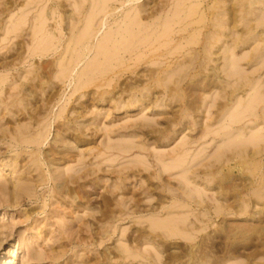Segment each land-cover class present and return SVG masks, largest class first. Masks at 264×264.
Instances as JSON below:
<instances>
[{
  "label": "rangeland",
  "instance_id": "obj_1",
  "mask_svg": "<svg viewBox=\"0 0 264 264\" xmlns=\"http://www.w3.org/2000/svg\"><path fill=\"white\" fill-rule=\"evenodd\" d=\"M96 1L100 0H0V264H157L158 261L160 264H210V262H212L211 264H234V262L235 264H264V141H262L264 140L262 139L264 138V133H262L264 132V116L262 115L264 97L263 99L261 97L264 95L260 96L259 102L257 101L258 95L264 91V87H261L262 84L264 85V0H219L222 5L218 0H201L203 6L200 2L198 4L197 1H190L189 5L193 3L200 5L196 6L199 12L197 11V14L191 16L192 21L197 23L196 20L199 22L201 20V22L199 25L198 23L193 24L192 29L188 27V31L182 30L180 24L173 26L175 30L171 25V20H175L178 16L175 5L177 2V6H180V0H129V2L128 0H125L126 2L123 0H116L118 2L104 0V2L102 0L104 4L100 1L98 5ZM215 2L220 6L219 8L214 6ZM140 4L141 6L144 4L145 7L143 5V9L141 8L139 13ZM94 5H96L95 8ZM100 5L107 6V9L105 8L107 12L102 7L101 10L105 11L104 13L101 11L102 15L101 12L99 13ZM194 6L192 5L188 10ZM204 6L208 8L206 9ZM211 6L215 9L213 10ZM110 7L116 8L117 11L114 9L112 14ZM91 10L96 13L93 14V17L88 16ZM133 10L138 11H136V15L140 14L139 20L144 25H141L142 22L140 24L136 21L138 16H134ZM143 10L146 11L144 18L141 16ZM208 10L209 12L213 11L210 14ZM214 11L216 13L219 11L220 15ZM127 12L131 15V19L127 17L130 21L135 20L141 25L139 31L143 34L137 31V26L135 29L139 35L135 34V29H130V32L133 30L131 33L137 37L127 38V40H133L132 44L133 46L136 44L135 47H137L136 41L139 40L140 47L138 46V49H132L133 46H129L131 41L128 44L126 39L119 37L115 39V42L112 39L114 32L116 33L120 28L118 31L120 34L123 27L130 22L127 21V18L125 19L128 15ZM132 12H134L133 17ZM173 12H175L174 18L173 15L171 16ZM200 12L208 15L200 14L203 18L199 15ZM108 13H111L112 16ZM104 14L105 16H103ZM209 16L215 18L212 19ZM166 17L168 18L167 22H171V26L164 25L166 29L164 26L160 28V22L164 21L163 23L166 24ZM198 17L200 20L197 19ZM157 18L159 19L156 20ZM79 19L81 23L76 22ZM216 19L221 21H219L222 24H220L221 28L220 26L216 27L219 24ZM92 20L96 21L94 22L97 26L104 20L107 23L104 21L103 23H106L104 28H97L99 32L97 31L96 38L87 43L84 39L82 41V30L86 32V26L88 25L89 28L91 23H94ZM149 23L152 24V27L155 25L159 27L152 28ZM213 23L218 30L213 29ZM110 26L112 29L116 26L114 32L108 28ZM143 26L148 28V31L147 29L142 31ZM250 26L251 28H249ZM162 27L165 32L168 27L169 30L173 29V32L169 31V34L171 32L170 36L173 37L170 39L176 38L175 42L171 41L172 43L165 44L170 36H165L167 39L163 40L164 37L160 34V30L163 31ZM223 27L228 30L225 31ZM230 27L234 28L231 30ZM107 28L112 34L108 31L107 34H103L112 35L111 38H107L113 40L109 41L114 42V46L113 43L109 45L111 42H108L107 38V42H105L103 38L106 36L101 35V31H106ZM195 28L201 31L200 34H196ZM200 28L201 30H199ZM248 28L253 32L250 33ZM155 29L156 32L158 30L157 33ZM77 30L82 36L75 35L78 33ZM150 30L155 33L149 32ZM192 30H194L195 38L193 37V40L191 38V41L194 44L185 46L188 48L185 49L183 45L187 43L186 39L190 40L188 35ZM165 32L164 35H167L168 31ZM115 33L114 35L120 36ZM150 33L156 34L158 41L154 39L156 40L154 42L155 35ZM207 33H213V36H211L212 34L210 36L213 39L216 38L217 43L214 42L215 39L214 41L210 40L213 43V48L211 47L213 50L209 48L211 49L210 53L208 52L206 56L203 44L205 46L208 41H204L210 39L209 35L206 38ZM99 34L104 37L99 39L101 37ZM146 34L151 35L150 37L147 35V39L154 42V47L153 44L150 46V42L147 41L148 46L145 38V43L143 39L140 40ZM214 34L219 38L214 37ZM181 35L188 37L185 39ZM195 35H199V38ZM77 36L79 39L81 37V43L80 40H77ZM240 37L241 40H239ZM182 38L185 40H182L181 43L179 40ZM73 39L76 40V43ZM119 39H121V43L122 40L124 41L121 45L116 42ZM51 40L54 43L56 41L54 46ZM99 40H103V42L97 43ZM196 40H199L198 43ZM42 41H47L48 46L53 43V50L51 45L50 49H44L46 43L43 45ZM163 41L166 42L163 43ZM177 41L179 46L182 44L181 48L183 47L182 50L178 47L180 52L177 47L173 49ZM210 41L208 43L212 44ZM235 41L236 43H234ZM82 42L85 43L84 46L87 49L92 45V48L89 47L92 53L88 52L89 49L85 51L84 46L81 47ZM157 42H160V45L163 43L159 49L156 48L159 46ZM168 42L170 41L168 40ZM214 43H216L215 46ZM97 44L105 45V52L108 45L118 47L116 50L109 47L106 52L109 51V56H105L104 51H101L103 49L98 50L101 51V53L98 52L100 56L98 59L97 47L101 48L102 46L99 47ZM123 44L126 52H123L124 49L122 50ZM72 45L75 48H72L74 47ZM41 46L44 47L41 49ZM126 46L129 48L127 49ZM143 46L144 53L148 54L147 56L141 54L142 58H139ZM201 46L203 50H201ZM82 48L84 52H81ZM171 48L173 52L176 50L178 53L175 51L176 53L172 55V51H169ZM229 48L233 49L231 51L235 53L233 54ZM40 49L41 51L47 50V53L39 51ZM190 49L192 50V52L189 51L191 54L187 51ZM72 50L74 51L71 52ZM128 52L133 56L128 55ZM168 52L171 54L168 55ZM230 52L237 56V59L241 58V60L235 58L238 61V66L241 67V72L238 68L239 72L235 71L236 75L231 70L232 68L236 69L237 66L231 64L232 60L229 58L232 54ZM184 53H187L185 58ZM196 53L198 54L196 55ZM76 54L79 55V58ZM100 54L105 59L111 57V60L108 61L114 66L112 67L115 72L111 70V65H106L109 62H106L107 60L104 62V58H101ZM136 54L138 59H141L140 62L134 58ZM191 55L196 56L197 58H194L196 60ZM112 56L114 58L118 56L116 58L118 61L112 59ZM94 57L97 58L96 61ZM207 57L210 58V61L207 60ZM67 58H69V65L65 63ZM73 59L76 62L80 60V62L76 63ZM136 59L139 64L132 61ZM142 59L144 60L142 61ZM87 60L92 62L91 67H94V64H99L102 60L100 65H103L104 69L100 66L102 72L99 74V67L98 70L93 68L96 72L92 68H88L90 71L86 70L87 65L88 67L91 65V63H86L90 62ZM98 60L100 61L97 63ZM184 60L188 61L186 64L188 63L187 66L190 69L187 67L182 70L186 66L183 65L185 62L181 64ZM62 61L68 66L61 67L64 66ZM73 61L77 66L73 65ZM120 61H123V65ZM125 62L129 64L127 63V65ZM133 62L137 64V67L133 66ZM156 62L160 63V66L155 64ZM189 63L192 65L190 66ZM97 66L95 65V67ZM120 66L123 72L119 71L121 70ZM174 66L179 71L175 70L174 73H171L174 71ZM177 66H183V68ZM69 67L72 69L70 70ZM105 68L111 72L109 74L107 71L103 72ZM115 69L118 70V74ZM61 70L65 72L70 70L72 73L68 71L67 78L65 72L63 73ZM91 71L93 72L90 73ZM242 71L244 75L242 76L246 80L240 75ZM62 73L65 76H62ZM80 73L83 74H81L82 79L78 77ZM101 73H105L106 76H101L102 78H100L103 80L98 83L100 79L98 75H103ZM84 74H86V78L83 77ZM90 74H93V78L97 76L96 80L94 78L96 81L94 85V81L90 80L92 77ZM168 74H171V77L177 74L176 78L183 81L177 85L180 80L177 82L176 78H172L171 81ZM162 77H166L167 80H162ZM238 77L240 80L243 78L241 82L244 84L239 83ZM77 79L81 81L79 80L78 83ZM86 79L90 80L89 83H84ZM234 82L236 85H228L234 84ZM246 82L251 85L248 86ZM76 83L79 84V88ZM87 83L89 87L85 89ZM254 83L258 85L254 86ZM226 84L225 88H228V91L223 89ZM258 89H261L260 93ZM75 90L77 91L75 92ZM253 91H257L259 94L256 92L254 94ZM250 96L251 98H249ZM254 96L256 97L254 98ZM248 100L251 103H258H252L255 107L247 104L248 102L246 105L243 104L245 106L241 104ZM236 101L237 104L243 106L241 108L247 106L253 108L252 110L244 108L246 112L241 109L244 112L243 114L240 111L241 115L240 112H237L238 108L236 111ZM231 111L236 113L234 114L236 118L238 115L243 116L241 117L242 121L238 117L239 123H237L234 116L232 125H230L229 122L232 119L228 121V117L232 115ZM222 120L224 123L220 122ZM256 129L258 134L262 131V134H259V136H263L262 140L259 136V140L257 139L259 142L256 137L252 140V136H249ZM238 131L244 136H241ZM237 135L242 138L246 137L244 138L247 140L246 142L253 141L254 146L252 143H244V140H241L242 142L239 140L241 142L239 143L238 139L240 138ZM252 135L257 136V134ZM255 141L259 144L258 146L254 144ZM229 144L232 146L229 147ZM222 145H228L229 149L221 147ZM237 149L240 150L237 152ZM235 150L237 155L234 153ZM251 150L255 153H252ZM244 151L246 156L247 154L250 156L244 157ZM239 153L242 154V158ZM250 153L256 155L253 157ZM177 155L183 156V158L180 156L182 159L178 157L180 161L187 160L181 164L177 162L178 160L175 161ZM226 156L230 158L227 159ZM191 159H193V166L190 165ZM173 160L180 163L178 168ZM188 161L189 163H187ZM171 164H176L173 167L174 170L172 167L171 170L167 169V165L170 167ZM197 164L198 166H196ZM184 167L187 168L184 172L186 179L182 177L183 180H190L196 185L184 184L186 182L181 181V177L178 178L181 175L179 173L185 169ZM195 168L197 169L195 170ZM207 173H211V176H208ZM214 176L216 177L214 178ZM184 185L186 186L183 188ZM189 189L193 193H190L192 198L189 195ZM193 189L194 192L200 189L201 192L206 191L207 193H201L198 190L199 193L197 192L196 195ZM258 190H261V194L258 193ZM257 193L262 195V199ZM205 194L208 197H205ZM195 195L200 196L199 200L202 199L205 204L201 205L202 202L198 200V205L196 202L198 198L196 199ZM190 198L196 200L193 201ZM215 201H218L219 204ZM216 206H220L221 209ZM244 207H246L245 210L242 209ZM215 211L219 213L216 214ZM183 212V215L185 213L187 215L189 212L188 218L180 214ZM200 212L203 215L207 213L205 217L202 216L204 222L203 219L201 221ZM168 213H170V217L177 213V218L184 217L189 223L195 217L196 222L192 221L195 224L191 222L192 226L194 225L193 228L203 224L200 229L201 227L206 229L203 231L199 229L198 233L192 232L190 228H193H188L190 225L187 222L183 226L181 223L182 227H180V223L177 225L172 221L175 219L178 222L180 220L183 222L185 219L179 218L178 220L173 217L171 221ZM166 214L174 227L177 225L182 229H178L181 231L186 229L187 237L194 235L192 241L185 238L186 233L184 235L183 232L181 235V231H177L178 227L173 229L180 235H175L177 232L172 229L170 232L173 231L175 236L169 234V227L167 226L166 229L165 226L167 222L162 221ZM154 215L159 218L160 228L155 227L150 230L151 223L149 224V221L152 222L156 219ZM189 218L191 219L187 220ZM170 221L168 222L170 223ZM197 222L199 223L196 225ZM157 224L154 225L157 226ZM161 226L168 230L165 232L170 236H167V233H161L163 229L160 233L158 231V234L155 233L156 229L160 231ZM198 228L196 227V229ZM125 245L129 250L127 252H125ZM132 252L133 254H131ZM127 253L132 256L127 257ZM135 253L139 256L135 257Z\"/></svg>",
  "mask_w": 264,
  "mask_h": 264
},
{
  "label": "bare ground",
  "instance_id": "obj_2",
  "mask_svg": "<svg viewBox=\"0 0 264 264\" xmlns=\"http://www.w3.org/2000/svg\"><path fill=\"white\" fill-rule=\"evenodd\" d=\"M91 1H92V0H91ZM100 1H101V3L104 4V2H105L106 0H105V1L103 0L104 2H102V0H100ZM100 1H99V2L96 1V4L98 5V4L100 3ZM109 1H111V0H109ZM109 1H108V2H109ZM113 1H114V0H113ZM115 1H116V0H115ZM123 1L126 2L125 0H123ZM131 1H133V0H131ZM135 1H136V0H135ZM137 1H138V0H137ZM177 1H179V0H177ZM190 1L192 2L193 0H183L182 3H181V0H180V4H181V5L178 4V5H180V6H177V2H176V5H175V4H174V5L178 8V9L176 8V10H178V13H177L178 16H179V17L177 16L178 20H176L177 18H176L175 20L173 19V18L175 17V16H174V15H175V12H176V11H175V12L171 13V16L173 15V18H172L173 20H171L172 23L169 22V21H168L169 23L167 22V20H168V18H167L168 16H167L166 19H165V20H166V21H165L166 24L163 23L164 21L160 22L162 25L158 23V24L160 25V28H161V26H164V25H165V26H169L170 23H171L172 28H173L174 25H177V26H178V24H180V25L182 26V30H185V31L187 30V31H188V27H191L193 24L196 25V24L198 23V25H199V23L201 22V20L199 19V17H198L197 19H199L200 22L196 20L197 23H195L194 20L192 21L191 16H192V15L194 16L195 14H197V11L199 12V10H197V7L200 6V5H198V4H199V2H200L201 0H194L195 2L197 1L198 4H194V3L192 4V5H195L194 7L197 6L196 8L193 7V8L191 9V10H194V9L196 10V11L194 10L193 12H192L191 10H188V8L190 9V7L192 6V5H189V4H191ZM204 1H205V0H204ZM218 1H219V0H218ZM222 1H223V0H222ZM94 2H95V1H94ZM106 2H107V1H106ZM116 2H118V1H116ZM121 2H122V1H121ZM124 2H123V3H124ZM128 2H129V0H128ZM130 3H131V2H130ZM178 3H179V2H178ZM200 3L202 4V2H200ZM215 3H216V5H214V6L217 7V6H218V5H217V2H215ZM220 3H221V5H222V2L219 1V4H220ZM106 4H107V3H106ZM106 4H105V5H106ZM107 5H108V4H107ZM110 5H111V4H110ZM121 5H122V4H121ZM123 5H124V4H123ZM143 5H144V4H143ZM143 5H142V6H143ZM100 6H101V8L99 7V8H100V11L97 9V10L99 11V13H100L101 11H103V10H101V9H102V7H104V6H102V5H100ZM138 6H139V4H138ZM142 6H141V4H140V11H139V13L141 12V8H142ZM201 6H203V4H202ZM206 6H207V4H206ZM224 6H225V5H224ZM93 7L95 8L96 5H94ZM144 7H145V5H144ZM204 7H205V6H204ZM211 7H212V6H211ZM219 7H220V6H218L217 8H219ZM97 8H98V7H97ZM105 8L107 9V6L104 7L103 9L105 10ZM110 8H111V7H110ZM112 8H113V7H112ZM112 8H111V9H112ZM122 8H123V7H122ZM132 8H133V7H132ZM137 8H138V7H137ZM137 8H136V9H137ZM174 8H175V7H174ZM205 8H206V7H205ZM207 8H208V7H207ZM207 8H206V9H207ZM209 8H210V7H209ZM212 8H213V7H212ZM212 8H211V9H212ZM222 8H223V7H222ZM226 8H227V7H226ZM92 9H93V8H92ZM114 9L116 10V8H114ZM114 9H112L110 12L114 11ZM119 9H120V8H119ZM142 9H143V8H142ZM144 9H146V8H144ZM200 9H201V8H200ZM214 9H215V7L213 8V10H214ZM220 9H221V8H220ZM220 9H218V10L220 11ZM224 9H225V8H224ZM209 10H210V9H209ZM209 10H208V12H209ZM213 10H212V11H213ZM91 11H92V10H91ZM91 11L89 12L90 14L88 13V16L93 17V14L95 15L96 13H93V11H92V13H91ZM94 11H95V10H94ZM105 11H106V10H105ZM105 11H103V13H104ZM116 11H117V10H116ZM133 11H134V10H133ZM136 11H137V10L134 11V12H135V15L133 14L134 12H132L131 14H132V17H133V15H134L135 17L138 16V19H136V21L140 23V22H142L141 20H139V15H140V14H137V15H136V13L138 12V11H137V12H136ZM147 11H148V10H147ZM149 11H150V10H149ZM190 11H191V13H190ZM200 11H201V10H200ZM204 11H206V10L204 9ZM204 11L202 10V12H204ZM212 11H210V12H212ZM216 11H217V9H216ZM219 11L217 12L218 15H220V14H219ZM221 11H222V10H221ZM106 12H107V11H106ZM130 12H131V11H130ZM142 12H143V13H142L143 15H141V16L143 17L146 11L144 12V10H143ZM156 12H157V11H156ZM206 12H207V11H206ZM210 12H209V13H210ZM214 12H215V11H214ZM97 13H98V12H97ZM99 13H98V15H99ZM118 13H119V11H118ZM147 13H148V12H147ZM160 13H161V12H160ZM189 13H190V14H189ZM215 13H216V12H215ZM217 13H216V14H217ZM220 13H221V12H220ZM91 14H92V16H91ZM100 14L102 15V12H101ZM105 14H107V13H105ZM105 14H104L103 16H105ZM108 14H111V13H108ZM112 14H113V12H112ZM112 14H111V16H112ZM127 14L129 15L130 13L127 12ZM127 14H126V15H127ZM169 14H170V13H169ZM200 14L204 15L205 13H201V12H200L199 15H200ZM210 14H211V13H210ZM216 14H215V15H216ZM227 14H228V13H227ZM98 15H97V16H98ZM117 15H118V14H117ZM117 15H116V16H117ZM128 15H127L126 17L124 16L125 19H126L127 17H128L129 19H131V18H130L131 15H129V16H128ZM146 15H147V14H146ZM149 15H150V13H149ZM167 15H168V14H167ZM199 15H198V16H199ZM207 15H208V14H207ZM207 15H204V16H207ZM215 15H214V16H215ZM218 15H217V17H219ZM97 16H95V17H97ZM107 16H108V15H107ZM116 16H115V17H116ZM200 16H201V15H200ZM211 16H212V15H211ZM224 16H225V15H224ZM86 17H87V15H86ZM95 17H94V19H95ZM99 17H100V16H99ZM99 17H98V18H99ZM115 17H114V18H115ZM147 17H148V15H147ZM201 17H203V16H201ZM209 17H210V16H209ZM101 18H102V16H101ZM101 18H100V19H101ZM103 18H104V17H103ZM111 18H112V17H111ZM114 18H113V19H114ZM128 18H127V21L129 22L130 20H129ZM140 18H141V17H140ZM143 18H144V17H143ZM143 18H141V19H143ZM195 18H196V16H195ZM195 18H193V19H195ZM203 18H204V17H203ZM203 18H202V20H203ZM205 18H206V17H205ZM210 18H212V17H210ZM210 18H209V19H210ZM213 18H215V17H213ZM213 18H212V19H213ZM222 18H223V17H222ZM222 18H221V19H222ZM262 18H263V17H262ZM75 19H76V18H75ZM85 19H86V18H85ZM87 19H88V18H87ZM87 19H86V20H87ZM89 19H93V18H89ZM105 19H107V18H105ZM115 19H116V18H115ZM158 19H159V18H157L156 20H158ZM163 19H164V18H163ZM188 19H189V22H187ZM225 19H226V18H225ZM77 20H78V19H77ZM95 20H96V19H95ZM95 20H92V22H94ZM110 20H111V19H110ZM123 20H124V19H123ZM123 20H122V21H123ZM169 20H170V19H169ZM210 20H211V19H210ZM210 20H209V22H210ZM214 20H215V19H214ZM227 20H228V19H227ZM90 21H91V20H90ZM104 21H105V20H104ZM104 21H101L100 24L98 23L99 26L96 25V23H95L96 21H95L94 23H91V25H90V23H89V25H90L89 28H88V25H87V24H86L87 26L84 25V26L87 27V28L85 29V31H86V30H87V31L84 32V30H82V32H83V33H82V35H83V37H82V41H83V39H84L85 42L87 41V43H90L91 40H93L94 38H96V36H97V34H98V32H99L97 28H99V27H100V28H102V27L104 28V25H106V23H107V21H105L106 23H103ZM113 21H114V20H113ZM122 21H121V22H122ZM124 21H125V20H124ZM153 21H154V20H153ZM153 21H151V22H153ZM216 21H217V23H218L220 20L216 19ZM76 22H80V19H79V21H76ZM76 22H75V23H76ZM83 22L85 23V21H83ZM108 22H109V21H108ZM115 22H116V20H115ZM121 22H119V23H121ZM128 22H127V23H128ZM131 22H132V24H129V23H131ZM133 22H135V20H134V21H130V22L128 23V25L124 26L125 28L122 26V27H123V30H124V29H125V30H124V31L122 30L123 32L121 31L120 34L118 33V31L120 30V28H119V29L117 28L118 31L116 30V31H117L116 33H118L120 36H117V34L114 32V31H115L114 29L116 28V26L114 27V29H112L111 26H110L111 28L108 27V28L111 29L112 32H114L116 35H114V33L112 34L111 31L109 32V29H108V28H107L106 31L103 30V31H105V32L101 31L102 34H101V33H100V34H101V35H105V34H103V33H106V34H107V31H108L109 33H111V34L114 36V37L112 38V39L114 40V42H115V39H117V38L120 37L121 39H124V40L126 39V40H125L126 43L129 44L131 40H130V39L127 40V38H131V39H133L134 37H137V36H134L136 33H138V32H136V29H135V28L138 26V30H137V31H139V26L144 25L143 22H142V24L140 23L141 25H139V24L136 23V22L133 24ZM148 22H149V21H148ZM154 22H155V21H154ZM203 22H204V21H203ZM206 22H207V20H206ZM220 22H221V21H220ZM220 22H219V24H218L216 27L220 26V24H221ZM222 22H223V21H222ZM225 22H226V21H225ZM80 23H81V22H80ZM86 23H88V22L86 21ZM110 23H111V22H110ZM110 23H109V24H110ZM113 23H114V22H113ZM214 23H215V21H214ZM214 23H213V24H214ZM217 23H215V24H217ZM223 23H224V22H223ZM76 24H77V23H76ZM109 24H107V25H109ZM114 24H115V23H114ZM147 24H148V23H147ZM167 24H168V25H167ZM201 24H202V23H201ZM201 24H200V25H201ZM203 24H207V23H203ZM210 24H211V23H210ZM215 24H214L213 29L216 28V27H215ZM81 25H82V24H81ZM110 25H111V24H110ZM122 25H123V23H122ZM149 25L152 27V24H151V23H149ZM154 25H155V23H154ZM171 25H170V26H171ZM195 25H194V26H195ZM221 25H222V24H221ZM224 25H225V24H224ZM58 26H59V25H58ZM73 26H74V25H73ZM76 26H77V25H76ZM146 26H147V25H145V27H146ZM150 26H149V27H150ZM155 26H156V25H155ZM155 26H153V27H155ZM157 26H158V25H157ZM157 26H156V27H157ZM165 26H164V28L166 29ZM170 26H169V27H170ZM177 26H176V28L178 29ZM201 26H202V25H201ZM203 26H204V25H203ZM207 26H208V25H207ZM210 26H212V24H211ZM261 26H262V25H261ZM78 27H79V26H78ZM81 27H82V26H81ZM118 27H119V26H118ZM120 27H121V25H120ZM143 27H144V26H143ZM145 27L143 28L144 30L142 29V31H146V29H147V31H148V28H145ZM147 27H148V26H147ZM153 27H152V28H153ZM158 27H159V26H158ZM169 27H168V30H167V31H168V34H167V35H166V34L164 35V32H165V31H164V28H163V27H162V28H163V31H162V29L160 30L161 32L159 31L160 34H162V36L164 37L163 40H166L167 38H165V36H168V37H169L170 34H171V32H173L172 30H173L174 28H173L172 30H169ZM196 27H198V26H196ZM204 27H206V25H205ZM235 27H237V26H235ZM254 27H255V26H254ZM100 28H99V29H100ZM160 28H159V29H160ZM193 28H194V27H193ZM201 28H202V27H201ZM201 28H200L199 30H201ZM208 28H209V27H208ZM211 28H212V27H211ZM218 28H219V27H218ZM218 28H216V29L218 30ZM220 28H221V26H220ZM230 28H231V30H232V28H234V27H230ZM249 28H251V26H250ZM249 28H248V31L251 33L252 30H249ZM105 29H106V28H105ZM130 29H133V30L135 29V30H134L135 34H132L131 32H132L133 30H131V32H130ZM149 29H150V28H149ZM170 29H171V28H170ZM190 29H192V27H191ZM204 29H205V28H204ZM223 29L225 30L224 27H223ZM252 29H253V28H252ZM78 30H79V29H78ZM78 30H77V31H78ZM80 30H81V29H80ZM128 30H129V31H128ZM140 30H141V29H140ZM174 30H175V29H174ZM182 30H181V28H180V31H181V32H182ZM194 30H197V31H195L196 34H200L199 32H201V31H198V29H196V28H195ZM194 30H192V32L190 31L191 34L188 35L189 37H188V36H185V37H184V36L181 35V36L184 37L185 39H186V37H188V38L190 39L189 41H188V39H186L187 41H185V42H187V43H186L185 45H183L184 48H185V46H190V45L194 44L193 41H191V38H192V40H193V37H194ZM226 30H228V29H226ZM226 30H225V31H226ZM253 30H254V29H253ZM42 31H43V30H42ZM62 31H63V30H62ZM97 31H98V32H97ZM142 31H141V32H142ZM167 31H166V32H167ZM169 31H171L170 34H169ZM212 31H213V32H217L216 30H215V31L212 30ZM220 31H222V30H220ZM220 31H219V32H220ZM233 31H234V29H233ZM128 32L131 33V34H129ZM149 32H154V31H151V30H150ZM155 32H156V29H155ZM155 32H154V33H155ZM157 32H158V30H157ZM157 32H156V33H157ZM162 32H163V33H162ZM166 32H165V33H166ZM204 32H205V31H204ZM219 32H218V33H219ZM252 32H253V31H252ZM45 33H46V32H45ZM78 33H79V34H78ZM78 33L75 34V35H79V36H80V35H81V34H80V31H78ZM109 33H108V34H109ZM139 33H140V31H139ZM139 33H138L137 35H139ZM144 33H146V32H144ZM154 33H153V34H154ZM177 33H178V31H177ZM177 33H176V34H177ZM192 33H193V34H192ZM218 33H216V34L220 37V35H219ZM222 33H223V32H222ZM250 33H249V34H250ZM100 34H99V35H100ZM140 34H143V33H140ZM150 34L153 35L152 33H150ZM150 34H146L145 37L140 38V40L142 41V39H143V42H144V38H145V39H146L145 42L149 41V39H147V37H148V36L150 37V36H151ZM180 34H181V33H180ZM182 34H184V33H182ZM187 34H188V33H187ZM202 34H204V33L202 32ZM211 34H212V35H211ZM211 34H210V33H209V34L207 33V35H206L207 37H206V38H208V35H209V36H210V35L213 36V33H211ZM75 35L73 36L74 39H75V37H76ZM82 35H81V36H82ZM99 35H98V37H99ZM101 35H100V36H101ZM112 35H105L106 37L101 36V37H99V39L102 38V37H104L103 39H104L105 42H107V40H108V42H111V41H109V40H112V39H108L107 37L111 38ZM127 35L130 36V37H128ZM147 35H148V36H147ZM154 35H155V36H154L155 38H153V40L157 38L156 34H154ZM158 35H159V34H158ZM172 35H174V34L172 33ZM191 35H192V36H191ZM223 35H224V34H223ZM49 36H50V35H49ZM133 36H134V37H133ZM140 36L142 37V35H140ZM140 36H138V37H140ZM190 36H191V37H190ZM195 36H197V35H195ZM201 36H203V35H201ZM211 36H210V39H209V40H205L204 42H207V41L209 42L210 40H213V41H214V39L216 40V38L213 39V38H211ZM218 36H215V34H214V37L219 38ZM159 37H161V35H159ZM176 37H177V36H176ZM197 37L199 38V35H198ZM203 37H205V36H203ZM221 37H222V36H221ZM69 38H70V37H69ZM106 38H107V40H106ZM170 38H173V37L170 36V37L168 38V40H169L170 42H168V40H167V42H166V41H163V43L166 42L165 44H167V43L170 44V43H172L171 41L176 40V38H174V40H173V39H170ZM184 38H182V39L179 40V41L181 42L182 40H185ZM194 38H195V37H194ZM200 38H202V37H200ZM206 38H205V39H206ZM234 38H235V37H234ZM234 38H233V39H234ZM46 39H47V38H46ZM46 39H45V40H46ZM74 39H73V40H74ZM80 39H81V37H80ZM80 39H79V37L77 36V40H80ZM97 39H98V38H97ZM121 39H119V40L116 41L117 43H119V45H121V44L124 42V41L122 40V43H121V41H120ZM138 39H139V38H138ZM138 39H137V40H138ZM158 39H159V38H158ZM160 39H161V38H160ZM241 39H242V38L240 37L239 40H241ZM41 40H42V39H41ZM95 40H96V39H95ZM113 40H112V41H113ZM150 40H151V38H150ZM156 40H157V39H156ZM156 40H154V42H155ZM220 40H222V39H220ZM235 40H237V39H235ZM239 40H238V41H239ZM37 41H38V40H37ZM51 41H52V40H51ZM51 41H49V42H51ZM100 41H101V42H100ZM118 41H120V42H118ZM128 41H129V42H128ZM138 41H139V40H138ZM138 41H136V43H137V47H135L136 44L133 46V44H132L133 40L131 41V44H132V45L130 44L129 46H133L132 49H133V48H137V49H138V46H139L138 44H140ZM141 41H140V42H141ZM157 41H158V40H157ZM196 41H197L196 43H198L199 40H196ZM247 41H248V40H247ZM42 42H44L43 45H45V43H46V45L48 44L47 41H42ZM42 42H41V43H42ZM52 42L54 43V41H52ZM74 42L76 43V40H74ZM79 42L81 43V40H80ZM91 42H92V41H91ZM102 42H103V40H99V41H97V43H102ZM105 42H104V44L107 45V43H105ZM114 42H111V44H109V45H112V43H113V46H114V44H115ZM134 42H135V41H134ZM143 42L141 43L142 45L145 43V42H144V43H143ZM149 42H150V41H149ZM152 42H153V41L150 42V46L153 44V47H154V46H155V45H154V42H153V43H152ZM160 42H161V41H160ZM160 42H157V45L159 44V46H156L157 49H159L160 46H163V45H162L163 43H161V45H160ZM174 42H175V41H174ZM185 42H183V43H185ZM194 42H195V41H194ZM208 42H207V43H208ZM210 42H211V41H210ZM214 42L217 43V40L214 41ZM239 42H241V41H239ZM53 43L50 44L51 47H52V50H53V46L55 45L56 41H55L54 44H53ZM87 43H86V44H87ZM117 43H116V44H117ZM147 43H148V42H147ZM176 43H177V44H176ZM176 43H175V44H176L177 46L175 45V46L173 47V49H175V48L177 47V50H179V48H181V46H182V44H181L182 42L180 43L181 46H179V42H178V41H177ZM196 43H195V44H196ZM207 43L205 44V46H204V44H203V47H205L204 50H203V47L201 46V47H202L201 50L205 51L204 53H206V54H205L206 56H207L208 52L210 53L209 50H211V49L213 48V46H212L213 43H212V42H211L212 44H210V43L207 44ZM216 43H214V46L216 45ZM234 43H236V41H235ZM245 43H246V42H245ZM52 44H53V46H52ZM72 44H73V42H72ZM84 44H85V43H84ZM84 44H83V42H82V46H81V47H83ZM124 44H125V43H124ZM124 44L121 46V47H122V50L124 49V48H123V47H124ZM209 44H210L211 46H210ZM46 45H45V47H44V46H41V49H42V47H44V49H46V48H49V49H50V47H49L50 45H49V46H48V45L46 46ZM78 45H79V44H78ZM97 45H98L99 47L102 46V44H97ZM105 45L102 46L103 48H102V47H101V48H98V47H97V53H98V52L101 53V51H104V50L106 49V46H105ZM109 45H108V49H107V50H109V47H111V48L113 47V46H109ZM117 45H118V44H117ZM167 45H168V44H167ZM199 45H200V44H199ZM207 45H209L210 47L207 46ZM37 46H38V45H37ZM72 46H74V45H72ZM104 46H105V47H104ZM127 46H128V45H127ZM127 46H126V48H127ZM146 46H147V45H146ZM148 46H149V43H148ZM164 46H165V45H164ZM194 46H195V45H194ZM232 46H234V44H232ZM238 46H239V45H238ZM77 47H78V46H77ZM77 47H76V48H77ZM87 47H88V44H87ZM89 47L92 48V45L89 46ZM89 47H88V49H89ZM117 47H118V46H117ZM117 47L115 46V47H113V48H115V50H116ZM121 47H119V48L121 49ZM139 47H140V46H139ZM178 47H179V48H178ZM191 47H192V46H191ZM211 47H212V48H211ZM56 48H57V47H56ZM72 48H75V46L72 47ZM78 48L80 49V47H78ZM84 48H85V46H84ZM128 48H129V47H128ZM128 48H127V49H128ZM130 48H131V47H130ZM147 48H148V47H147ZM150 48H151V47H150ZM156 48H155V49L153 48V49L156 50ZM193 48L195 49V47H193ZM209 48H211V49H209ZM230 48H232V47L230 46ZM230 48H229V50H230V51H231V50L233 51V49H230ZM234 48H235V47H234ZM41 49H40L39 51H41ZM88 49L85 48L84 50H85V51H88ZM95 49H96V47H95ZM100 49H103V50L98 51V50H100ZM143 49H144V46H143V48L141 49V50H142L141 52H143V53L140 52V56H139V58H140V57L142 58V55H141V54H144V55H146V56H147V54H148V53L146 54V52L144 53ZM182 49H183V47L181 48V50H182ZM185 49H188V48H185ZM52 50H51V51H52ZM74 50H78V49H74ZM74 50H72L71 52H73ZM107 50H106V52H107ZM112 50H113V49H112ZM130 50H131V49H130ZM130 50H129V52L132 51V50H131V51H130ZM135 50H136V49H135ZM145 50H148V49H145ZM149 50H150V49H149ZM154 50H152V52H153ZM170 50L172 51V55H174V54L177 52L176 50H174V52H173L172 48L169 49V51H170ZM212 50H213V49H212ZM44 51H45V53H47V52H46L47 50H44ZM44 51L42 50L41 52H44ZM48 51L50 52V50H48ZM65 51H66V50H65ZM78 51H79V50H78ZM78 51H77V52H78ZM90 51H91V50L89 49L88 52H90ZM110 51H111V50H110ZM118 51H120V50H118ZM133 51H134V50H133ZM139 51H140V50H139ZM139 51H137V52H139ZM175 51H176V52H175ZM183 51H184V50H183ZM187 51H188V53H190L189 51L192 52L191 49H190V50H187ZM187 51H186V52H187ZM203 51H202V52H203ZM232 51H231V52H232ZM77 52H74V53H77ZM81 52H84V51H83V48H82V51H81ZM106 52L104 51L105 56H106V55L109 56V55H110V54H109V51H108V53H106ZM113 52H114V50H113ZM121 52H122V51H121ZM123 52H126V50L124 49ZM129 52L127 53L128 55H130ZM178 52H180V50H179ZM178 52H177V53H178ZM197 52H198V51H197ZM211 52H212V51H211ZM231 52H230V54H232V53L234 54V53H235V52H232V53H231ZM45 53H44V54H45ZM91 53H92V51H91ZM94 53H96V52H94ZM97 53H96V55H97ZM102 53H103V52H102ZM104 53H103V54H104ZM110 53H111L112 55H115V54H116V52H114L115 54H113L112 52H110ZM117 53H119V52H117ZM131 53H132V52H131ZM135 53H136V51H135ZM149 53H151V51H149ZM153 53H154V52H153ZM173 53H174V54H173ZM181 53H182V52H181ZM193 53H195V52H193ZM82 54H83V53H82ZM84 54H86V53H84ZM87 54H88V53H87ZM127 54H126V55H127ZM133 54H134V53H133ZM137 54H139V53H137ZM137 54H136V55H137ZM161 54H162V52H161ZM164 54H165V53H164ZM167 54L169 55V54H171V52H170V53L168 52ZM167 54H166V55H167ZM179 54H180V53H179ZM190 54H191V53H190ZM197 54H198V53H196V55H197ZM211 54H212V53H211ZM233 54L231 55V57H230L229 59L232 60V61H231V64L233 63V66H237V67H236V69H235V68H232V66H231L232 69H231V68H230V69H231L233 72H235V71H237V70L239 69L240 72H241V67L238 66V61H237V60H241V58L237 59V58H236L237 56H234ZM71 55H72V53L70 54V56H71ZM76 55H77V54H76ZM76 55H75V57H76ZM100 55H101V54H100ZM117 55H118V54H117ZM128 55H127V56H128ZM136 55H134V56H135L134 58H137V59H138V55H137V56H136ZM153 55H154V54H153ZM166 55H164V56H166ZM185 55H187V53H184V54H183L184 58H185ZM188 55H189V54H188ZM202 55H204V54L202 53ZM205 55H204V56H205ZM78 56H79V55H77V57H78ZM81 56H82V55H81ZM87 56H89V55H87ZM103 56H104V55H103ZM108 56H107V57H108ZM120 56H122V55H120ZM123 56H124V55H123ZM130 56H133V55L131 54ZM157 56H158V55H157ZM161 56H163V55H161ZM189 56H190V55H189ZM189 56H188V58H190ZM191 56H192V55H191ZM206 56H205V59H206ZM75 57H74V58H75ZM82 57H83V56H82ZM95 57H97V56H95ZM95 57H94V58H95ZM107 57H106V58H107ZM112 57H113V56H112ZM117 57H118V56H117ZM117 57H116V58H117ZM124 57H125V56H124ZM128 57H129V56H128ZM128 57H127V58H128ZM166 57H167V56H166ZM192 57H193V56H192ZM208 57H209V56H208ZM208 57H207V60L210 59V58H208ZM210 57H211V56H210ZM233 57H234V60H233ZM78 58H79V57H78ZM80 58H81V57H80ZM85 58H86V57H85ZM101 58H104V62H105V60H107L106 62H109V61L111 60V57H109L108 59H105V57H102V55H101ZM116 58L113 57L112 59L118 61V59H116ZM119 58L121 59L122 57H119ZM127 58H126V59H127ZM188 58H187V60L189 61ZM194 58H197V57L194 56L193 59H194ZM235 58H236L237 60H236ZM68 59H69V58H67V62L65 61V63L69 65ZM75 59L77 60V58H75ZM75 59H73V60L76 62ZM82 59H83V58H82ZM98 59H100L99 53H98ZM129 59H130V58H129ZM129 59H128V60H129ZM131 59H132V58H131ZM137 59H136V60H132V61L137 62ZM191 59H192V58H191ZM78 60H79V59H78ZM84 60H85V59H84ZM91 60L93 61L94 59H91ZM96 60H97V58H95V61H96ZM108 60H109V61H108ZM114 60H112V61H114ZM121 60L125 61L123 58H122ZM128 60H127V61H128ZM139 60L141 61V59H138V61H139ZM143 60H144V59H142V61H143ZM181 60H182V59H181ZM194 60H196V59H194ZM197 60H198V59H197ZM60 61H61V60H60ZM70 61H71V57H70ZM74 61H73V63H74ZM82 61H83V60H82ZM82 61H81V63H82ZM87 61H90V60H87ZM99 61H100V60H98L97 63H98ZM101 61H102V60H101ZM101 61H100L99 64H94V67H91V66L93 65L91 61H90V62H86V63H89V64L91 63L90 67H88V65L86 64V65H87L86 70H87L88 68H90V69H91V68H92V69H93V68L97 69L98 67L100 68V66H101L100 64H102ZM117 61H116V62H117ZM123 61H122V62L120 61L121 64L123 63ZM129 61H131V60H129ZM140 61H139V62H140ZM188 61H186V60L182 61L181 64H183V62H185L183 65H184V66L186 65L184 68H183V66H177V67H182V68H183L182 70L186 69L187 67H189V66H187L188 63L186 64V62H188ZM192 61H193V60H192ZM192 61H191V62H192ZM209 61H210V60H209ZM236 61H237V63H236ZM62 62H63V64H64V66L61 64V65H62L61 67H67V66H68V65H67V66L65 65L64 61H62ZM71 62H72V61H71ZM78 62H80V60H79ZM78 62H76V63H78ZM104 62H103V63H104ZM134 62H133V63H134ZM139 62H137V63L139 64ZM151 62H152V61H151ZM189 62H190V61H189ZM207 62H208V61H207ZM73 63H70V64H73ZM76 63H74L73 65H75ZM117 63H118V62H117ZM125 63H126V62H125ZM127 63H128V62H127ZM127 63H126V64H127ZM130 63H132V62H130ZM152 63H153V62H152ZM201 63H202V62H201ZM79 64H80V63H79ZM79 64H78V65H79ZM113 64H115V63H113ZM121 64L119 63V65H121ZM128 64H129V63H128ZM128 64H127V65H128ZM155 64H158V62H156ZM155 64H154V65H155ZM176 64H177V63H176ZM181 64H180V65H181ZM205 64H207V63H205ZM205 64H203V66H204ZM234 64H237V65H234ZM73 65H70V66H71V67H74V68H75V66H77V65H75V66H73ZM95 65H96V66L98 65V66L95 67ZM106 65H109V66H110L111 64H110V62H109V64L106 63ZM122 65H123V64H122ZM136 65H137L136 63L133 64V66L137 67ZM189 65L191 66L192 63H191V64L189 63ZM197 65H198V64H197ZM201 65H202V64H201ZM58 66H59V62H58ZM102 66H103V65H102ZM102 66H101V68L104 69ZM104 66H105V65H104ZM112 66H113V65H111V67H112ZM117 66H118V65L116 64L115 67L117 68ZM129 66H130V65H129ZM129 66H127V67L129 68ZM152 66H153V65H152ZM158 66H160V63L158 64ZM193 66H194V65H193ZM85 67H86V66H85ZM105 67L108 68V66H105ZM111 67H110V68H111ZM113 67H114V66H113ZM113 67H112L111 70H113ZM120 67H121V66H120ZM155 67H156V66H155ZM175 67H176V66H174V71H171V73H172V72L174 73L175 70H178V69H175ZM205 67H207V66L205 65ZM69 68H70V67H69ZM101 68L99 69L98 74H99L100 72H102V71H101V70H102ZM107 68H105V70H103V72H106V71H107L108 74H109L111 71L109 72ZM118 68H119V67H118ZM125 68H126V66H125ZM237 68H238V69H237ZM61 69H62V68H61ZM63 69H64V68H63ZM67 69H68V68H67ZM71 69H72V68H70V70H71ZM80 69H81V68H80ZM106 69H107V70H106ZM120 69H121V70H119V71H122V72H123L122 67H121ZM171 69H172V68H171ZM180 69H181V68H180ZM188 69H190V67H189ZM234 69H235V70H234ZM65 70H66V68H65ZM70 70H68V71L71 72ZM74 70H75V69H74ZM74 70H72V71H74ZM93 70H94V69H93ZM97 70H98V69H97ZM115 70L117 71L116 74H118V70H117V69H115ZM155 70H156V69H155ZM159 70H160V69H159ZM182 70H180V71H182ZM239 70H238V72H239ZM61 71H63V70H61ZM68 71H67V72L63 71V73L65 72V75H67L66 73H68ZM84 71H85V70H84ZM88 71H90V70L88 69ZM88 71L85 72V73L87 74ZM94 71L96 72V70H94ZM113 71H114V70H113ZM178 71H179V70H178ZM178 71H176V73H177ZM232 71H231V72H232ZM58 72H60V71H58ZM92 72H93V71H91L90 73H92ZM95 72H94V73H95ZM114 72H115V71H114ZM114 72H113V73H114ZM155 72H156V71H155ZM155 72H153V73H155ZM233 72H232V74H233ZM63 73H62V76H65V75H63ZM71 73H72V72H71ZM73 73H74V72H73ZM113 73H111V74H113ZM153 73H152V74H153ZM81 74H82V73H80V75L78 76L80 79H82L81 76L83 75V74H82V75H81ZM86 74H84V76H83L84 78H86V77H85ZM101 74H103V73H101ZM152 74H151V75H152ZM177 74H178V73H177ZM177 74H176V75H177ZM68 75H69V74H68ZM68 75L66 76L67 78H68ZM71 75H72V74H71ZM90 75L92 76V77H90V80H91L92 82L94 81V82H93V85H94V84L96 83L95 80L97 79V78H96L97 76L94 77V78H95V80H94V78H93V74H90ZM94 75H95V74H94ZM104 75L106 76L105 73H104L103 75H98V76H99V78H100L101 76L104 77ZM113 75H114V74H113ZM113 75H112V76H113ZM168 75L171 77V74H168ZM176 75H175L174 77L169 78V80H171L172 78L175 79V78H176ZM235 75H236V72H235ZM240 75H241V76L243 75V71H242V73H240ZM108 76H109V75H108ZM172 76H173V75H172ZM233 76H234V75H233ZM243 76H244V75H243ZM243 76H242V77H243ZM78 77H77V78H78ZM87 77H88V75H87ZM110 77H111V76H110ZM182 77H183V76H182ZM62 78H65V77H62ZM99 78H98V79H99ZM101 78H102V77H101ZM101 78L98 80V83H100V80H103V79H101ZM108 78H109V77H108ZM158 78H159V77H158ZM236 78H237V76H236ZM243 78H245V77H243ZM243 78H241V80H242ZM80 79H77L78 83H79V80H80ZM88 79H89V78H88ZM92 79H93V80H92ZM104 79H106V78H104ZM161 79H162V80L165 79V81L167 80L166 77H162ZM181 79H184V78H181ZM238 79H239V77H238ZM238 79L236 80L237 83H238L239 80H240V79H239V80H238ZM84 80H85V79H84ZM90 80H89V81H90ZM106 80H107V79H106ZM109 80H110V82H111L112 79L110 78ZM109 80H108V81H109ZM172 80H173V79H172ZM172 80H171V81H172ZM176 80H177V82H178V80H180V79H179V78H178V79L176 78ZM241 80H240L239 83H240V84H244V83L241 82ZM245 80H246V78H245ZM249 80H250V79H249ZM249 80H248V81H249ZM71 81H72V80H71ZM80 81H81V80H80ZM82 81H83V80H82ZM89 81H87V79H86V81H84V83H85V82H88V83H89ZM171 81H170V82H171ZM181 81H183V80H180V82L177 83V85L180 84ZM234 81H235V80H234ZM243 81H244V80H243ZM248 81H247V82H248ZM251 81H252V80H251ZM92 82H90V83H92ZM104 82H105V81H104ZM162 82H163V81H162ZM174 82H176V81H174ZM174 82H173V83H174ZM247 82H246V83H247ZM80 83H81V82H80ZM84 83L82 82L83 85H84ZM88 83H87L86 86L84 87L85 89L89 87ZM98 83H97V84H98ZM171 83H172V82H171ZM76 84H77V83H76ZM82 84H81V86L83 87ZM109 84H110V83H108V85H109ZM165 84H166V87L168 88L167 83H165ZM165 84H164V86H165ZM240 84H239V85H240ZM247 84H248V86H249L250 83H247ZM255 84H256V83H254V86H257V85H258V84H257V85H255ZM78 85H79V84H77L76 86L78 87ZM228 85H236V84H235V82H234V84H233V83H232V84L230 83V84H228ZM250 85H251V84H250ZM76 86H75V88H77ZM81 86H80V89H82ZM110 86H111V84H110ZM175 86H176V84H175ZM246 86H247V85H246ZM259 86H261V85H259ZM225 87H227V84L223 87V89H224ZM228 87H229V86H228ZM230 87H232V86H230ZM234 87H235V86H233V88H234ZM236 87H238V86H236ZM261 87L263 88L264 85L262 84ZM75 88H74V89H75ZM78 88H79V87H78ZM84 88H83V89H84ZM99 88H100V87H99ZM242 88H243V87H242ZM171 89H172V88H171ZM225 89L227 90L228 88H225ZM230 89H231V88H230ZM234 89H236V88H234ZM248 89H249V88H248ZM78 90H79V89H78ZM173 90H174V89H173ZM226 90H225V91H226ZM244 90H245V89H244ZM260 90H261V89H260ZM260 90L258 89V92H259V93L261 92ZM262 90H263V89H262ZM76 91H77V90H75V92H76ZM108 91H109V90H108ZM110 91H111V90H110ZM227 91H228V90H227ZM236 91H237V89H236ZM105 92H107V91H105ZM231 92H232V91H231ZM247 92H248V91H247ZM255 92L257 93V91H253L254 94H255ZM263 92H264V91H263ZM263 92L260 93V95H258V96H259L258 99H257L258 102H259V98L261 99V97H262V99H263L264 96H261V95H264ZM109 93H110V92H109ZM229 93H230V92H229ZM229 93H228V94H229ZM259 93H257V94H259ZM106 94H107V93H106ZM111 94H112V92H111ZM251 94H252V92H251ZM175 95H176V94H175ZM256 96H257V95H256ZM256 96H254V98H255ZM260 96H261V97H260ZM145 97H146V96H145ZM224 97H225V94H224ZM226 97H227V96H226ZM252 97H253V96H252ZM109 98H110V97H109ZM249 98H251V96H250ZM110 99H111V98H110ZM252 100H254V99H252ZM252 100H251V101H252ZM254 101L256 102V100H254ZM240 102H241V101H240ZM247 102H248V103H247ZM249 102H250V101L248 100V101H246V102H244V103L242 102L241 104H242V105H243V104L246 105V103H247V104H250L251 106H254V107H255V105H253L255 102H252L253 104H252L251 102H250V103H249ZM258 102H257V103H258ZM238 103H239V101H238ZM257 103H255V104H257ZM241 104H237V101H236V104H235V105H236V111L239 109V111H237L238 113L241 111V109H243V110L245 111L244 108H246V110H247V109L249 110L250 108H251L250 110H252V108H253V107H251V106H250V108H249L248 106H247V107H244V108H241V107L245 106V105L241 106ZM220 105H221V104H220ZM222 105H223V104H222ZM235 105H234V107H235ZM213 106H214V105H213ZM238 106H239L240 108H239ZM256 107H258V106L256 105ZM237 108H238V109H237ZM230 109H231V108H230ZM233 109H234V108H233ZM63 110H64V109H63ZM226 110H227V109H226ZM254 110H255V108H254ZM61 111H62V110H61ZM234 111H235V109H234ZM263 111H264V108H263ZM241 112H242V111H241ZM241 112H240L239 114H241ZM245 112H246V111H245ZM61 113H62V112H61ZM242 113L244 114V112H242ZM231 114H232V115H230L231 118H230V116L228 117V121L232 119L231 122H229V123H231L230 125H232V121L234 120L232 117H234V116H235V119H236V120H237L238 117H239V120L242 121L241 117H243V116H239V115L237 114L238 117L236 118V115H234V114H236V113H233V112L231 111ZM253 114H254V113H253ZM241 115H242V114H241ZM262 115L264 116V112H262ZM63 116H64V115H63ZM60 117H61V116H60ZM223 118L225 119V117H223ZM229 118H230V119H229ZM220 122L224 123V120H222V121H220ZM237 123H239L238 120H237ZM222 125H223V124H222ZM233 125H234V124H233ZM223 126H224V125H223ZM223 126H221V127H223ZM226 127H227V126H226ZM229 127H230V126H229ZM232 127H233V126H232ZM260 127H261V126H260ZM223 128H225V127H223ZM261 128H262V127H261ZM258 129H260V128L258 127ZM262 129H263V128H262ZM262 129H261V130H262ZM237 130H239V129H237ZM261 130H260V131H261ZM263 130H264V129H263ZM215 131H216V130H215ZM240 131H241V130H240ZM240 131H238V133H239ZM256 131H257V133H256ZM260 131H259V132H260ZM213 132H214V131H213ZM242 132H243V131H242ZM252 132H253V131H252ZM261 132H262V131H261ZM261 132L259 133L260 135H261L262 133H264V132H262V133H261ZM238 133H237V134H238ZM239 134L241 135V133H239ZM252 134H257V136H256V135H252ZM259 134H258V130L256 129L255 132L249 134V136H250V135L252 136V137H251L252 140L255 139L254 137H256V140H257V139L259 140V137H260V140L264 139V138H262L264 135L261 137V136H259ZM240 135H237V136L240 138V139L237 138L238 141H239V140H240V141H241V140H244V138H246V137H244V138L241 137L243 134H242L241 136H240ZM243 136H244V135H243ZM258 136H259V137H258ZM234 137H235V136H234ZM253 138H254V139H253ZM261 138H262V139H261ZM234 139H235V138H234ZM237 139H236V142H238ZM247 139H248V138H247ZM248 140H251V139H248ZM258 140H257V141H258ZM227 141H228V140H227ZM230 141H231V140H230ZM240 141H239V143L242 142V141H241V142H240ZM244 141H245L244 143H247V144H251V143H252V146H254V145H253V141H252V142L248 141L249 143L246 142V141H247L246 139H245ZM262 141H264V140H262ZM262 141H261V142H262ZM255 142H256V141H255ZM255 142H254V144L256 145L257 142H256V143H255ZM258 142H259V141H258ZM233 143H234V142H233ZM233 143H232V144H233ZM235 144H236V143H235ZM237 144H238V143H237ZM233 145H234V144H233ZM239 145H240V144H239ZM241 145H242V144H241ZM258 145H259V144H257V146H258ZM227 146H228V145H227ZM227 146L222 145L221 147H226V148H227ZM230 146H232V145L229 144V147H230ZM219 148H220V147H219ZM224 149H225V148H224ZM227 149H229V148H227ZM238 150H240V149H237V152H238ZM229 151H230V150H229ZM251 151H252V150H251ZM244 152H245V151H244ZM253 152H254V151H252V153H253ZM234 153L236 154V150H235ZM234 153H233V154H234ZM241 153L243 154V152H241ZM241 153H239V154L241 155L240 158L243 157ZM254 153H255V152H254ZM259 153H261V152H259ZM250 154H251V153H250ZM236 155H237V154H236ZM255 155H256V154H255ZM255 155H254V154H251V156H253V157H254ZM180 156H181V155H180ZM180 156H179V155H177V157L175 156V157H176V158H175V161L178 160L177 162H180V163L182 162V163H183L184 161L187 160V159H184V161H183V160L180 161V159L183 158V156H181L182 158H181ZM187 156H188V155H187ZM231 156L233 157L232 154L230 155V157H231ZM245 156H246V152H245L244 157H245ZM247 156H248V154H247ZM247 156H246V157H247ZM249 156H250V155H249ZM249 156H248V157H249ZM178 157H179L180 159H178ZM230 157H228V158H230ZM232 157H231V158H232ZM234 157H235V156H234ZM226 158H227V156H226ZM228 158H227V159H228ZM235 158H237V157H235ZM238 158H239V156H238ZM173 159H174V158H173ZM192 160H193V159H191L190 161H192ZM201 160H202V159H201ZM225 160H226V159H225ZM173 161H174V160H173ZM175 161H174V163L177 164V168H178V166H179L178 164H180V163H177V162H175ZM223 161H224V160H223ZM198 162H199V161H198ZM198 162H196V163H198ZM182 163H181V164H182ZM187 163H189V161H188ZM192 163H193V161H192L191 164H190L191 166L194 165V164L192 165ZM204 163H205V162H204ZM164 164H165V163H164ZM176 164H175V165H174V164H171L172 166H170V167H169V165H167V169L169 168V169L171 170L174 166H176ZM212 164H214V163H212ZM190 165H189V166H190ZM208 165H209V164H208ZM253 165H257V164H253ZM184 166H185V165H184ZM196 166H198V164H197ZM163 167H164V166H163ZM171 167H172V168H171ZM254 167L258 168L257 166H254ZM180 168H182V167H180ZM184 168H185V167H184ZM186 168H187V167H186ZM186 168L184 169L185 171L183 170L181 173H179V174H181L182 176L179 175L178 178L181 177V178H180L181 181L186 182V183H184V184H190V183L193 184L194 182H192V181H190V180H185V179H186V175L184 174V172H186ZM190 168H191V167H190ZM190 168H188V169H190ZM250 168H251V167H250ZM175 169H176V167H175ZM182 169H183V168H182ZM188 169H187V171H188ZM193 169H194V168H193ZM193 169H192V170H193ZM196 169H197V168H195V170H196ZM208 169H210V168H208ZM173 170H174V168H173ZM211 170H212V167H211ZM177 172H178V171H177ZM205 172H207V171L205 170ZM205 172H204V173H205ZM182 173H183V174H182ZM196 173H197V172H196ZM211 173H212V172H211ZM211 173H209V174L207 173V175L209 176ZM194 174H195V172H194ZM212 174H213V173H212ZM190 175H191V173H190ZM190 175H189V176H190ZM207 175H206V176H207ZM184 176H185V177H184ZM210 176H211V175H210ZM182 177L185 178V179L183 180ZM194 177H195V176H194ZM215 177H216V176H214V178H215ZM211 178H212V177H211ZM212 180L214 181L213 178H212ZM219 180H220V179H219ZM183 182H182V183H183ZM208 182H209V181H208ZM210 183H211V182H210ZM210 183H209V184H210ZM212 183H213V182H212ZM179 184H180V183H179ZM191 184H190V185H191ZM193 185H196V184H193ZM193 185H191V186H193ZM199 185H200V184H199ZM199 185H198V186H199ZM206 185H207V184H206ZM185 186H186V185H184L183 188H184ZM187 186H189V185H187ZM194 188H195V187H194ZM197 188H200V187H197ZM201 188H202V186H201ZM203 188H204V187H203ZM171 189H172V188H171ZM191 189H192V188H191ZM182 190H183V189H182ZM196 190H197V189H196ZM198 190L201 192L200 189H198ZM198 190L195 191V192H196V193H195V192H194V189H193V192L197 195ZM203 190H204V189H203ZM205 190H206V189H205ZM184 191H185V190H184ZM188 191H189V195H190V193H192V192H190V189H189ZM191 191H192V190H191ZM259 191H260V192H259ZM185 192H186V191H185ZM205 192H206V191L201 192V193H205ZM208 192H209V191H208ZM180 193H181V192H180ZM198 193H199V192H198ZM201 193H200V194H201ZM206 193H207V192H206ZM258 193L261 194V190H258ZM258 193H257V195H259ZM181 194H182V193H181ZM192 194H193V193H192ZM200 194H199V195H200ZM209 194H210V193H209ZM213 194H214V192H213ZM189 195H188V197H189ZM196 195H195V197H196V199H197V198H198V199H197V200L194 199V200H196V202H197V201L199 200V197L202 196L203 194L200 195V196H198V197H197ZM191 196H192V195H190V197H191ZM204 196L206 197L207 195L205 194ZM207 197H208V196H207ZM214 197H215V196H214ZM259 197H261V199H262V195H259ZM263 197H264V196H263ZM191 198H192V197H191ZM191 198H190V199H191ZM205 199H206V198H205ZM207 199H208V198H207ZM191 200H193V199H191ZM194 200H193V201H194ZM199 201L202 202L201 205L205 204V203L202 201V199L199 200ZM199 201H198V202H199ZM196 202H195V203H196ZM198 202H197V204H198ZM207 202H208V201H207ZM216 202H218V201H215V203H216ZM207 204H208V203H207ZM218 204H219V202H218ZM198 205H199V204H198ZM241 205H242V204H241ZM244 205H245V204H244ZM221 206H222V205H221ZM216 207L219 208V209H221L220 206H216ZM217 208H215V209L217 210ZM238 208H239V207H238ZM245 208H246V207H244V208H242V209L245 210ZM219 209H218L217 211L220 212ZM242 209H241V210H242ZM238 210H239V209H238ZM187 211H188V210H187ZM217 211H215V212H217ZM239 211H240V210H239ZM189 212H190V211H189ZM189 212H188V213H189ZM219 212H217L216 214H218ZM165 213H166V212H165ZM188 213H187V215H186V213H185L186 216L183 215L184 212H183V213H180V214L183 215L184 217H187V218H188ZM191 213H192V212H191ZM191 213H190V214H191ZM203 213H204V212H203ZM168 214H169V218H170L171 221H172V218H173V217H176V218L178 217V216H177V213H175L174 215H176V216L173 215V217H170V216H171L170 213H168ZM178 214H179V213H178ZM198 214H199V213H198ZM200 214H201V217H200V218H201V221H202V219H203L202 216L205 217L207 213H205V215H203L202 212H200ZM181 215H179V216H181ZM192 215H193V214H192ZM192 215H190L191 218H192ZM154 216H155V215H154ZM166 216H167V214H166L165 216H163V217H165L164 220H162V219H160V220L164 221L165 223L167 222V224H168V223H169L168 221H170V220H168V216H167V217H166ZM193 216H195V215H193ZM199 216H200V215H199ZM158 217H159V216H158ZM160 217H161V216H160ZM184 217H181V218L183 219ZM155 218H156V219H155ZM155 218H152V219H155V220H153L152 222L149 221V224L151 223V224H150L151 226H149L150 230H151V229H155V227L160 228V227H159V226H160L159 218H157L156 216H155ZM166 218H167V219H166ZM179 218H180V217H179ZM179 218H177V219L179 220ZM181 218H180V219H181ZM191 218H189V219H187V220H190ZM193 218H194V219H193ZM193 218H192V220L190 221V223H191L193 220H195L194 222H196L195 217H193ZM196 218H197V216H196ZM152 219H150V220H152ZM165 219H166V220H165ZM184 219H185V218H184ZM156 220H157V221H156ZM158 221H159V222H158ZM171 221H170L171 225H169L170 223H169L168 225H167V224L165 225V226H166V229H167V226L169 227V232H170V229H172V230L175 231V229H173V228L178 227L177 225H178L179 223H180L179 226L181 225V223H182V226L185 225L186 222L189 223V221H186V219L184 220L185 223H184V221L182 222V220H180V221L178 222L177 220L174 219L172 222H174V224H177V225L174 227V226H173L174 224L172 225V222H171ZM201 221H199V222H201ZM153 222H155V223H153ZM156 222H157L158 224H157ZM176 222H178V223H176ZM194 222H192V223L195 224ZM199 222H197L196 225H197ZM203 222H204V219H203ZM203 222H201V223H203ZM152 223H153V224H152ZM190 223H189L190 226H188V228H190V227L193 228L194 225L192 226V223H191V224H190ZM154 224H155V225L157 224V226H155ZM162 224H163V223H162ZM162 224H161V225H162ZM205 224H206V223H205ZM152 225H154V226H152ZM201 225H203V224H201ZM201 225L196 226V227H199L198 229H196V227H194V228H193L194 230L191 229V228H190V230H192V232L195 231V232L198 233V230L200 229V226H201ZM172 226H173V227H172ZM182 226H180V227H182ZM152 227H153V228H152ZM180 227L177 228V231H178V232L182 230ZM206 227H207V226H206ZM184 228H187V227L184 226ZM162 229H163V231H162ZM166 229H165L164 226H163V227L161 226L160 231L157 230V229L155 230L156 232H155L154 230H152V231H154V232L157 233V234H158V232L160 233L161 231H162L161 233H163V232H164V233H167V232H165V231H168V230H166ZM178 229H181V230H178ZM195 229H196L197 231H196ZM204 229H206V228L204 227ZM204 229H203V227H201L200 230L203 231ZM172 230H171V231H172ZM185 230H186V229H185ZM185 230H184V231H181V235L183 234V232H184V235H185V233H186ZM190 230H189V231H190ZM152 231H151V232H152ZM157 231H158V232H157ZM177 231H175V232H177ZM187 231H188V230H187ZM151 232H149V233H151ZM175 232H174V233H175ZM178 232L175 233V235H177V236L180 235V233H178ZM199 232H200V231H199ZM152 233H153V232H152ZM189 233H190V232H189ZM169 234H171V236L174 235V234H173V231L170 232ZM187 234H188V233H186V235H185L186 237H185V238H189V240H191V239L194 237V235H193L192 237H191V236L187 237V236H188ZM154 235H155V234H154ZM175 235H174V236H175ZM184 235H183V236H184ZM189 235H191V234H189ZM149 236H150V235H149ZM158 236H160V235H158ZM163 236H164V235H163ZM167 236H170V235H168V233H167ZM167 236H166V237H167ZM164 237H165V236H164ZM179 237H181V236H179ZM179 237H178V238H179ZM196 237H197V236H196ZM196 237H195V238H196ZM149 238H150V237H149ZM151 238H152V237H151ZM160 238H161V237H160ZM178 238H177V239H178ZM181 238H183V237H181ZM185 238H183V239H185ZM157 239H158V238H157ZM168 239H169V238H168ZM172 239H173V238H172ZM175 239H176V238H175ZM185 240H187V239H185ZM191 241H192V240H191ZM189 243H190V242H189ZM159 244H160V243H159ZM190 244H191V243H190ZM127 246H128V245H127ZM124 247L126 248V251H125V252L129 251V250L127 249L126 245H125ZM124 247H123V248H124ZM193 247H194V246H193ZM128 248H129V247H128ZM197 249H198V248H197ZM153 252H154V251H153ZM123 253H124V252H123ZM127 254H128V253H127ZM131 254H133V252H132ZM122 255H123V254H122ZM129 255H130V254H128L127 257H128ZM145 255H146V254H145ZM156 255H157V254H156ZM130 256H132V255H130ZM133 256H134V255H133ZM136 256H139V255L135 253V257H136ZM142 256H143V255H142ZM147 256H148V255H147ZM162 256H163V255H162ZM149 257H152V256H149ZM149 257H148V258H149ZM190 257H191V256H190ZM204 257H205V256H204ZM124 258H125V256H124ZM145 258H146V257H145ZM156 258H157V257H156ZM200 258H201V257H200ZM207 258H209V257H207ZM8 259L11 260L10 258H8ZM198 259H199V258H198ZM209 259H210V258H209ZM158 260H159V259H158ZM206 260H207V259H206ZM152 261H154V260H152ZM196 261H197V260H196ZM208 261H209V260H208ZM9 262H10V261H9ZM160 262H161V261H160ZM171 262H172V261H171ZM199 262H201V261H199ZM221 262H225V261H221ZM221 262H220V263H221ZM231 262H233V261H231ZM207 263H208V262H207ZM211 263H212V262H210V264H211ZM241 263H242V262H241ZM151 264H152V263H151ZM155 264H156V263H155ZM157 264H160L159 261H158ZM161 264H162V263H161ZM192 264H193V263H192ZM225 264H228V263H225ZM234 264H235V262H234ZM236 264H239V263H236Z\"/></svg>",
  "mask_w": 264,
  "mask_h": 264
}]
</instances>
